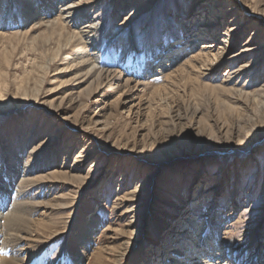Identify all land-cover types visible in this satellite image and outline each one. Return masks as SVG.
<instances>
[{
  "label": "rangeland",
  "instance_id": "obj_1",
  "mask_svg": "<svg viewBox=\"0 0 264 264\" xmlns=\"http://www.w3.org/2000/svg\"><path fill=\"white\" fill-rule=\"evenodd\" d=\"M148 1L136 0L137 4L126 7L124 0H55L51 12L40 11L21 23L24 14L44 0H0L10 16L5 34L0 36V91L4 94L0 101V162L6 158L10 165L16 160L22 170L30 159L25 168H33L27 173L31 184L26 187L38 208L28 212L34 213L38 225L45 223V228L34 230L43 236L42 254H21L24 264L36 256L45 264H97L96 248L102 249L101 259L108 258L114 251L120 253V242L125 239L131 250H126L119 264H158L160 260V264H177L180 243L187 238L186 223L201 240L210 236L225 248L223 252L218 251L219 246L212 248L213 257L207 260L212 258L214 264H238V256L248 258L251 249L260 246L264 253V95L254 96L253 92L264 80V0H195L198 9L193 12V25L215 21L210 26L214 37L197 41L172 64L165 58L169 69L144 76L149 84L142 90L136 85L144 81L140 76L125 86L128 65L119 66L124 56L130 54L133 64L146 67L164 44L176 45L171 51L179 49L176 41L182 39H176L177 34L184 35L183 27L193 26L186 13L176 14L180 5L190 9L194 0H153L146 9ZM66 2L88 15L78 14V23L68 24V29L76 32L92 19L100 36L84 50L81 45L63 46L58 57L50 60L58 44H64L66 31L49 36L48 25L62 15L60 7ZM230 4H234L231 12L223 15V8ZM71 18L62 20L66 24ZM249 38L257 53L252 50L239 57ZM200 49L210 58L220 57L212 61V71L197 70L193 75V64L200 66L192 59ZM232 53L237 54L235 63L228 60ZM89 54L95 55L96 67L105 60L114 66L103 69L122 70L121 82L110 87L107 80H101L99 91L97 83L90 87L91 79L81 76L89 67V61L83 64L81 60ZM42 63H47L46 69L39 67ZM245 63L251 66L233 81L245 84L250 97L235 101L217 92L221 80ZM188 74L191 78L185 80ZM200 75H204L202 86L194 81ZM88 87L90 93L85 92ZM103 89L105 96H101ZM153 94V101L147 98ZM175 110L183 118L174 121ZM187 110H195L196 115ZM231 129L230 137L226 136L225 131ZM2 168L0 179L6 182ZM58 171L60 176L47 183L50 195L42 197L45 186L38 190V179L46 175L49 179ZM21 173L13 175L6 200L0 193L2 215L11 212V201L23 197V192L16 196L19 184L27 180ZM45 201L52 206L44 214L35 213L43 212L39 208ZM140 220L141 235L134 242L132 230ZM210 229L213 232L208 234ZM253 230L258 236L254 240ZM80 233L85 234L84 239ZM166 240L164 250L169 252L165 258L162 252H150ZM250 241L253 247L248 249Z\"/></svg>",
  "mask_w": 264,
  "mask_h": 264
},
{
  "label": "bare ground",
  "instance_id": "obj_2",
  "mask_svg": "<svg viewBox=\"0 0 264 264\" xmlns=\"http://www.w3.org/2000/svg\"><path fill=\"white\" fill-rule=\"evenodd\" d=\"M54 1L55 0H44L43 4L40 7H35L31 12H27L26 14H24V16L21 18L20 22L24 23L26 20L33 18L36 14H39L40 11H44V14H46L47 12H51V8L53 7ZM62 1H64V0H62ZM152 1L153 0H149L147 2V4H146L147 8L146 9L150 8L151 3H153ZM198 1H200V0H196V2H198ZM196 2H195V0L193 1V4L191 5L192 7L190 9H188V7L183 5V4L180 5V9H179L178 13L176 14L177 17L181 16L183 13H186L187 14L186 16L189 19L192 18V25H193V20H194L193 18L195 16V15L193 16V12L197 11V9H198V8H195ZM124 3H126V7H127V5L130 6L131 3L137 4L138 2H136V0H127V1L124 0ZM213 5H214V2H213ZM230 5L231 6L223 8L224 9L223 15L227 14L229 11L231 12L230 7H233L234 4H230ZM75 6L76 5H69V2L63 3V5H61V7H60V10L62 12L60 14H62L63 16L62 15H60V17L58 16V18L55 20V22H50L48 25L47 31L51 32V34L49 36H51L54 31H56V32L59 31V33L61 30L66 31V33H65L66 35L64 34V44L63 43L58 44L57 49L55 50L54 55H53L52 59H50V60H54L58 57L59 51H61L63 46L69 45L68 49H70V47H76L77 45H81L82 46L81 50H84L85 48L92 47L89 42L91 40H95L96 35L100 36V32L96 31V25L97 24L92 19L91 20L89 19L87 21V23L85 25H83L80 30L78 29L76 32L70 31L68 29V24L72 23L73 25H76L78 23V20H77L78 14L83 16L84 18H87V16H88L87 13H85V11L77 12L76 10H78V9H73ZM142 8L143 7H141V9ZM70 13H74V14L70 15ZM7 16H8V18H7ZM62 17H64L65 19L68 17H72V18L69 20L70 22H67L66 24H64L65 22L62 20ZM9 18H10L9 8L8 7L1 8V6H0V36L5 34L3 32V30L7 27V21L9 20ZM209 23H210V25L201 24L199 27V25H197L194 22V25L188 29H186V27L182 26L183 31H184V35H181V32H180L179 34H177V37H176V39H182V41H180V40L176 41V44L179 45L180 48L177 50L171 51L170 49L173 50L174 48H176L175 47L176 45L172 46L169 44H164L163 50L160 52V54L154 53L152 60H150L149 62L147 61L148 63L146 65V67H145V64H143V66L139 65L141 63H139L137 65L134 62V64H133L132 57L130 54H127L126 56H124V58L120 62L119 66L122 67L123 65L124 66L128 65V67L125 69V71L128 72L129 77L127 80H125V83H124L125 86L128 87L130 82L133 81V78L140 76L144 79V81H138L136 85L142 86V90H143V88L145 90L146 86L149 84V82L145 81L146 80L145 78L147 77V75L151 71L154 73V75H158V74H161V73L167 71V69H169L167 66L168 64H165L163 62V60L165 58L169 59L168 61H170V63L172 64L174 61L184 57L186 55L187 49L192 50L194 47V44L197 41L204 39L206 37H212V38L214 37L215 31H213V29H211L210 26L215 25L216 23H215V21H212ZM14 35L17 36L18 33L16 32V34H14ZM20 35H22V34L20 33L19 37H20ZM23 36H25V35L23 34ZM12 38H11V40H13V42H14V39H12ZM8 40L10 43V39H8ZM49 41H50V43H54V42L56 43L55 39H54V42L51 39ZM122 45H125V44H122ZM220 48H221V46H220ZM223 49H225V48H223ZM223 49H222V51H223L222 53H225V51ZM91 50H92V48H91ZM252 50H255V52L257 53L258 48H257V46L252 44V40H250V38H249V39H247V41L244 44H242V48L239 50L240 53L238 52L239 53L238 56L241 57L245 54H249ZM201 51H202V49H200L198 55H196L192 59V60L196 61V64H198V66H200V67H197V65H195V63L193 64V69L191 70V73L193 75L196 73L197 70H204L205 69V70L212 71L213 70V66H212L213 62L212 61L213 60L218 61V59L220 57V55L218 54V55H214L213 57H211L212 58L211 59L208 52H207V54H203V53H201ZM3 52H5V51H3ZM6 52H7V54L10 53L8 51H6ZM235 53L229 54V56H228L229 57L228 60L232 61V63H235L237 61V58H236L237 54H235ZM84 55H82L81 58L84 57ZM89 55H90V57L86 58V60H81L82 61L81 63H83V64H85L89 61V63H88L89 67L86 68L84 74H82L81 76L86 77V79H89V78L91 79L89 82L90 87L93 84V82L97 83V91H99L98 88H99V83L101 80H107V84L110 87H111V85H118L119 82H121L122 75H123L122 70H119V72H115V69H114V71H109L107 69H103L107 65L108 66L112 65L111 63H109L108 61H105V60L102 62V65L96 67L95 66V64H96L95 63V60H96L95 55H93V54H89ZM4 58L6 59L7 57H4ZM94 58H95V60H94ZM107 58H109V57H107ZM208 60H210L211 63H207ZM6 61H9V59H7ZM33 62H35V60ZM46 64L47 63H42V64H38V65L40 68L46 69ZM77 64H79V63H77ZM112 66H114V65H112ZM250 66H251L250 64L245 63V64H241L240 66H238L235 69H232L231 72L228 73L229 74L228 78L222 79L221 80L222 84H220L219 86H216L217 87L216 91L219 93H222L223 95H225L227 97L233 98L235 101H237L239 99H243V100L248 99L250 96H249L248 92L245 90V86H244L245 84L240 86L241 84H239V81L238 80L233 81V79H235L236 77L239 78L240 76H242L244 74V72ZM156 67H157V70L154 72V69ZM143 69H145V71L144 72L142 71V73H143L142 74L141 70H143ZM153 73L151 75H153ZM144 76H146V77L144 78ZM202 76H204V75H200L199 78L194 77L195 84L201 85L200 79ZM189 77L191 78L190 74H188V76L185 80H187ZM167 78L168 77L166 76V78H165L166 82L168 81ZM260 84H261L260 87H257V90L253 91L255 93L254 96L255 95H258V96L264 95V80ZM203 86H204V84H203ZM164 87L166 88L167 86H164ZM90 90H91V88L88 87L85 92L90 93ZM192 93H193V95L196 96L194 91H192ZM243 93H246V96L241 97ZM106 94H107V92L103 89L101 96H105ZM3 95H4L3 91H0V97ZM24 95H26V94H24ZM154 95L155 94H153L152 96L149 95L147 98L148 99L150 98L153 101ZM159 97L162 99H165L164 94L159 95ZM36 99H37V95H36ZM1 100L2 99H0V101ZM250 100L251 99H249V101ZM148 101H150V100H148ZM255 102H253V103H255ZM258 102H257V104H258ZM118 103L120 106L124 105V102H122V101H118ZM254 107H256V106H254ZM234 109L236 110V108H234ZM237 110H239V109H237ZM188 112H189V115H194V116L196 115L195 110H192V111L189 110ZM184 113H185L184 115L187 114V116H188V113L186 111H184ZM172 114L173 115L171 116V118L174 119V121H176L175 119L179 120V119L183 118L182 113H180L178 110L173 111ZM226 119H227V117H226ZM237 120H239V118ZM241 121H243V120H241ZM241 126H243V124ZM234 130H235V128H234ZM235 131H239V130L236 129ZM231 132H232V129L225 131L224 134L226 136L229 135V137H230ZM234 134H237V132H235ZM32 151L33 150H30L29 153H31ZM9 157H10V160H12V162H13V158H15V157H13V154L10 155ZM7 161H8V159L4 158V161L0 162V168L3 167L2 172L4 175H6L5 176L6 182L4 180L2 181L0 179V191H1L0 193H2L1 195L3 197L7 196V187L11 186V184L13 183V175H16V173H18L19 170H20V172H22L21 173L22 176H27V180L25 183L21 182L19 184V186L17 187V190H16V193H17L16 196H18L20 192H23L22 193L23 197L20 200L15 201V202L10 200L11 205L13 204L12 208H11L12 209L11 212L7 213L6 215H2L1 211H0V220H4L3 224L0 222V239H2V241L0 240L1 241L0 242V252L2 253V254H0V264H24V259L21 258V254L24 255L26 253V255H29L32 257L35 254L37 255L38 253L42 254L41 249L43 248V246H42L43 242L41 239L43 236H38L37 233H34V230H35V227H37V228L39 227L40 229L45 228L44 227L45 223H41L40 225H38L36 220L34 218H32V215L34 213L32 214L31 212L30 213L28 212L29 209L38 208L33 203V198H35V196H32L27 191V189H29V188L26 187V186L31 184V181L29 180L28 174L32 172L33 168L32 169L25 168L27 165H29L30 159H28L26 161L27 163H24L25 165H24L22 170L19 169L16 160H14V162L10 165H8ZM34 170H35V168H34ZM60 173L61 172L58 171V172H54V173L50 174L49 179H47L48 178L47 175L38 179L39 181H41V182H39L38 190L43 189V187L45 186L43 193H42V197H46L47 195H50L51 189L47 183H50L51 181H53L50 178L59 177ZM21 178L22 179L20 181H24L23 177H21ZM125 199H128V198H125ZM5 200H6V197H5ZM7 202H9L8 198H7ZM50 204H51L50 201H45L42 204V206L39 208V209H43V212L38 211L35 213H38L39 215L44 214L45 213L44 209H48L50 207ZM51 206H52V204H51ZM4 208H6V206ZM50 209H53V208H50ZM52 224L53 223H51L50 225L52 226ZM142 224L143 223L140 220L138 222V224L136 225L135 229L132 230V233H133L132 240L134 242L141 235ZM126 225H129V224H126ZM187 225L188 224L186 223L185 227H184V232H185V235L187 238L182 243H180L181 249H180V251L177 252V254H181V257H180V259H178L177 264H214L213 261H211L212 258L210 260H207V258L213 257V254L211 253V250H213L212 248H214L215 245H216L215 247L219 246L218 251L221 250L222 252L225 248H223L221 246V244H218L219 242L217 244L215 242H213L214 240L210 236H209L210 238L208 237V238H204L203 240H201L200 238H198V236H196L197 232L195 231L196 232V234H195L193 229L191 227H188ZM211 231H212V229H210L208 234L213 232V231L212 232ZM132 233H131V235H132ZM81 234L82 233H80L81 239H84L85 234L84 233H83L84 235L83 234L81 235ZM119 234H122V233L120 232ZM123 234L125 235V237H127V234H129V229L125 230ZM212 235L214 236V234H212ZM256 237H258L257 233L255 230H253V232L251 233V239L254 240ZM251 242L252 241L249 242L248 249H251L253 247ZM167 243L168 242L166 240L165 242L161 243V245L157 244L155 247L150 248V252H153V253L157 252V254L159 253V255L164 254L163 258H165L166 257L165 253L169 252V250L168 251L164 250V245H166ZM129 244L130 243L125 239L123 242H120V246H119L120 247V251H119L120 253L119 254L116 253V251H114V253H112L108 256V258L106 257V255H104V257L102 259H101V257L103 256V252H102V249H100L101 247L96 248L97 264H109V263L119 264V263H121L122 258L125 256L126 250L127 249L131 250ZM153 249H154V251H153ZM162 249H163V251H162ZM176 249L177 248H174L173 250L175 251ZM148 251L149 250L146 247L144 253L146 254ZM105 252L106 251L104 250V253ZM160 252H162V254H160ZM185 252H187V253H185ZM184 254L186 255V258H185ZM149 257H151V256L149 255ZM182 257H184V258L182 259ZM201 257H203L205 259V261H204V259L202 260ZM36 258H38V260ZM171 258H172V260H174L173 257H171ZM244 258H245V260H244ZM156 260L157 259H153V258L151 259V261H154V262ZM179 260H181V261H179ZM103 261H104V263H103ZM160 261L158 264H160ZM162 261H164V259ZM246 262H248L250 264H264V253L262 250V246H260V248H258L257 250L251 249V254H250V256H248V258L246 257V255L238 256V261H237L238 264H247ZM70 263L71 262L69 261V264ZM30 264H45V260L42 257L40 258V257L36 256L34 259L31 260ZM56 264H60V263H56ZM225 264H229V263L226 262Z\"/></svg>",
  "mask_w": 264,
  "mask_h": 264
},
{
  "label": "snow or ice",
  "instance_id": "obj_3",
  "mask_svg": "<svg viewBox=\"0 0 264 264\" xmlns=\"http://www.w3.org/2000/svg\"><path fill=\"white\" fill-rule=\"evenodd\" d=\"M0 99H3V97H0Z\"/></svg>",
  "mask_w": 264,
  "mask_h": 264
}]
</instances>
